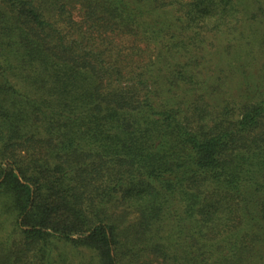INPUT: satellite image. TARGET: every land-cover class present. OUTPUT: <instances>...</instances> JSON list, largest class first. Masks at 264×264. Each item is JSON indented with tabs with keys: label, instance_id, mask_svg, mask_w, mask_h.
<instances>
[{
	"label": "trees",
	"instance_id": "16d2710c",
	"mask_svg": "<svg viewBox=\"0 0 264 264\" xmlns=\"http://www.w3.org/2000/svg\"><path fill=\"white\" fill-rule=\"evenodd\" d=\"M0 264H264V0H0Z\"/></svg>",
	"mask_w": 264,
	"mask_h": 264
}]
</instances>
